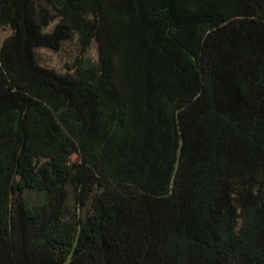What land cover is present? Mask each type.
Masks as SVG:
<instances>
[{
	"label": "trees",
	"instance_id": "1",
	"mask_svg": "<svg viewBox=\"0 0 264 264\" xmlns=\"http://www.w3.org/2000/svg\"><path fill=\"white\" fill-rule=\"evenodd\" d=\"M0 28V264H264V0H0Z\"/></svg>",
	"mask_w": 264,
	"mask_h": 264
},
{
	"label": "rangeland",
	"instance_id": "2",
	"mask_svg": "<svg viewBox=\"0 0 264 264\" xmlns=\"http://www.w3.org/2000/svg\"><path fill=\"white\" fill-rule=\"evenodd\" d=\"M9 33V29L0 28V48L3 40L9 35ZM38 55L44 65L55 68L60 72H64L68 68L67 65H71L73 63L78 53L73 43H65L64 47L60 51H53L48 48H40L38 49ZM88 55L94 60L97 59L95 45H93V47L90 49ZM28 199L30 202H38L43 200V196L36 192H31L28 194Z\"/></svg>",
	"mask_w": 264,
	"mask_h": 264
}]
</instances>
